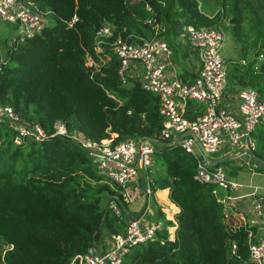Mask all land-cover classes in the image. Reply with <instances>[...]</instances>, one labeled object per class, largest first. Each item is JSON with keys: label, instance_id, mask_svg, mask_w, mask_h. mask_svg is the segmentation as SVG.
Wrapping results in <instances>:
<instances>
[{"label": "trees", "instance_id": "16d2710c", "mask_svg": "<svg viewBox=\"0 0 264 264\" xmlns=\"http://www.w3.org/2000/svg\"><path fill=\"white\" fill-rule=\"evenodd\" d=\"M24 1L47 12L52 22L12 47L3 46L0 103L39 123L46 134L59 120L67 131H80L93 140L156 139L149 141L154 146L150 190L167 188L177 210L170 219L156 208L153 218L160 226L154 235L132 244L118 264H243L245 227L226 222L219 199L228 190L194 179L193 156L179 143L159 137L158 95L142 88L136 76H127L126 83L120 79L119 59L110 43L116 36L162 38L175 55L174 19L206 27L231 18L227 28L234 40H247L255 47L245 65L233 67V78L238 87L253 88L264 102V0ZM102 23L111 33L98 56L94 36ZM87 57L96 65L86 64ZM244 57L245 50L240 54ZM193 75L181 69L182 80ZM201 112L200 103L187 101V117ZM252 136L253 153L264 163V119ZM11 137V128L0 121V264H67L75 253L93 246L103 232L124 233L130 215L107 197L117 195L128 208L121 188L84 149L56 134L19 144ZM240 168H229L227 174L234 175ZM232 239L239 257L228 253Z\"/></svg>", "mask_w": 264, "mask_h": 264}, {"label": "built area", "instance_id": "2783aa9c", "mask_svg": "<svg viewBox=\"0 0 264 264\" xmlns=\"http://www.w3.org/2000/svg\"><path fill=\"white\" fill-rule=\"evenodd\" d=\"M43 14L24 0H0V19L18 25L5 45L0 42V65L6 60L3 46L7 49L38 32L44 24ZM110 33L111 28L106 23L98 26L93 46L98 56L102 52L104 38ZM184 34L197 58L194 75L190 80H182L177 75L167 76L166 68L172 65V51L164 39L155 37L128 40L116 36L110 45L119 59L117 73L124 82V70L139 66L137 79L140 86L157 94L159 98V137L167 139V143H179L185 152L193 156L194 179L216 184L229 192L233 182L229 180L227 170L220 163L210 165L202 155L200 146L208 157L224 153H228L230 158L241 155L246 157L250 165L258 168L251 159L255 148L252 131L264 119V102L253 88L239 87L233 90L236 98L234 110L230 111L224 105L222 91L226 71L219 51L224 34L219 25L195 27L185 24ZM85 62L96 65L90 57ZM189 100L202 105L200 114L193 117L184 114ZM0 121L11 128V139L15 144L25 143L29 139L38 141L55 134L71 139L87 152L112 183L121 188L126 202L133 201L140 191L138 186H142L143 207L136 215L128 218L124 233L107 234L108 242L104 249L87 247L85 251L75 253L67 264H118L132 244L144 242L154 235L160 222L151 217L150 210L149 166L154 149L151 142L140 137L122 139L115 143H111V137L93 140L80 131H67L59 120L53 122L54 130L46 134L39 123L22 118L10 105L3 103H0ZM131 182L136 183V186L132 187ZM212 192L215 191L212 189ZM228 195L225 193L219 198L224 206ZM113 208L119 212L114 205ZM235 214L241 216L242 212L237 210ZM238 225L244 226L246 230L247 256L243 264H264V239H254L253 231L247 224ZM228 253L239 257L237 243L233 239L228 242Z\"/></svg>", "mask_w": 264, "mask_h": 264}, {"label": "crops", "instance_id": "0c3cea01", "mask_svg": "<svg viewBox=\"0 0 264 264\" xmlns=\"http://www.w3.org/2000/svg\"><path fill=\"white\" fill-rule=\"evenodd\" d=\"M171 26L173 30L172 39L177 48V57H172V65L167 66L166 74L167 76L177 75L181 78V69L194 72L197 58L185 38L184 24L181 19H174L171 22ZM129 69L131 70L127 76H139L140 69L138 65ZM236 88L239 87L235 86L234 89ZM233 92L227 96H222L224 105L230 111L234 110L236 102ZM234 159L236 166H242V168L237 170L234 175L227 174L229 180L233 182V186L230 188L229 195L225 200V220L232 226L242 223L247 224L253 231L254 239H264V173L254 165H250L244 156H236ZM140 196H142V191H138L137 198ZM143 200L142 196L136 203H134V200L130 201L132 207L127 208V213H129L130 217L136 215L142 209ZM150 208L151 217L154 218L156 208H160L162 212L168 210L163 212V214L165 213V218L170 219H172L173 212L177 210V206L170 202L167 197V188L155 189L151 193ZM237 210L242 212L241 216L235 214ZM107 242V234L103 232L94 241L93 248L102 250L107 246Z\"/></svg>", "mask_w": 264, "mask_h": 264}, {"label": "rangeland", "instance_id": "374dc122", "mask_svg": "<svg viewBox=\"0 0 264 264\" xmlns=\"http://www.w3.org/2000/svg\"><path fill=\"white\" fill-rule=\"evenodd\" d=\"M52 22L50 16L48 13L43 14V23H49ZM231 22L226 21L224 18L222 22L220 23V27L223 31L224 34V40L223 43L220 47V54L223 59L224 67H225V85L224 89L222 91V96H227L229 95L235 86H237L234 76H233V67H240L242 65H245L246 62L253 57L254 54V49L252 47L251 42L247 40L243 41H236L231 35V32L227 28V25H229ZM18 29V25L15 22H8L0 19V42L3 43L4 40L6 39V42L4 45L7 43L8 39L10 36H12L16 30ZM249 40V38H247ZM245 50V57L240 58L241 52ZM171 61H173V58L177 57V48H176V54L173 55L171 54ZM173 57V58H172ZM258 58H261V56H258ZM131 69L127 68L124 70V83L128 82L127 80V75L129 74ZM261 122V121H260ZM258 122L257 125L260 123ZM256 125V126H257ZM210 156H214V154H210ZM220 165L223 166L226 170L229 168H233L236 166L235 164V159L234 158H227L220 162ZM227 172V171H226ZM131 186L134 187L136 186V183L131 182ZM138 190L142 191V186H138ZM142 197V196H140ZM139 197V198H140ZM139 198L134 199V203L137 202ZM127 206L130 208L132 207V204L130 202L127 203ZM168 211V210H165ZM163 211V212H165ZM165 214V213H164ZM167 214V213H166ZM169 230V236L172 237V231L173 227L170 226L168 227Z\"/></svg>", "mask_w": 264, "mask_h": 264}, {"label": "water", "instance_id": "95a60500", "mask_svg": "<svg viewBox=\"0 0 264 264\" xmlns=\"http://www.w3.org/2000/svg\"><path fill=\"white\" fill-rule=\"evenodd\" d=\"M231 21H232V19L229 18V22H231ZM140 139H145V140H148V141H151V142H156L155 138L149 137V136H141ZM197 144L199 145L198 142H197ZM200 149H201L202 155L206 158L207 162L210 165H215V164L220 163L223 160L229 158V154L228 153H224V154H221V155L215 156V157H208L206 151L201 146H200ZM251 159L255 163V165L259 168V170L264 173V163L261 162L254 154L251 155ZM107 197H112L116 201V203L119 205L121 210L123 212L127 213V208L123 204V201L117 195L109 194Z\"/></svg>", "mask_w": 264, "mask_h": 264}]
</instances>
